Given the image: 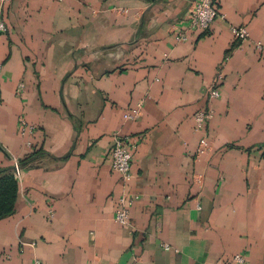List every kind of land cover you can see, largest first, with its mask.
Listing matches in <instances>:
<instances>
[{
    "label": "crops",
    "instance_id": "0c3cea01",
    "mask_svg": "<svg viewBox=\"0 0 264 264\" xmlns=\"http://www.w3.org/2000/svg\"><path fill=\"white\" fill-rule=\"evenodd\" d=\"M193 2L1 7L0 177L27 163L0 264H264V0H214L207 30L188 27ZM203 109L211 148L198 155ZM116 137L133 142L129 178L111 169Z\"/></svg>",
    "mask_w": 264,
    "mask_h": 264
},
{
    "label": "built area",
    "instance_id": "2783aa9c",
    "mask_svg": "<svg viewBox=\"0 0 264 264\" xmlns=\"http://www.w3.org/2000/svg\"><path fill=\"white\" fill-rule=\"evenodd\" d=\"M8 0H0V9ZM219 16V12L215 6L214 0H194L191 4L188 11V27L190 29H200L207 30L210 28L215 19ZM7 25L5 21L2 19L1 11H0V34L5 33L7 31ZM232 33L239 40H247L250 36V33L246 27H232ZM176 39L178 41L187 40L186 33H178ZM258 47H262V43H258ZM2 71V66L0 65V74ZM222 80V74H218L216 80L209 88V96L211 98H217L220 96V92L218 89V84ZM141 114V104H138L137 108L132 113H127L125 118L127 119H137ZM212 117V111L203 109L198 111L194 116L195 121V129L197 131L204 132L199 146L197 148L198 155H204L210 151L211 144L209 136L207 135L206 129L209 120ZM34 131V127L29 125L25 120L21 121L20 132L22 135H26L27 133H32ZM3 153V149L0 148V155ZM111 156V169L124 178H129L131 175V163L133 158V142H129L128 139L123 137H116L115 144L110 153ZM14 176L16 179L21 177L23 167L20 164L19 159L14 160ZM128 199L125 197H121L119 199V207L116 211L115 220L116 222L127 225L129 223V206ZM165 248L169 249V246L165 244ZM246 258L242 254H236L233 257V262L236 264H244Z\"/></svg>",
    "mask_w": 264,
    "mask_h": 264
},
{
    "label": "trees",
    "instance_id": "16d2710c",
    "mask_svg": "<svg viewBox=\"0 0 264 264\" xmlns=\"http://www.w3.org/2000/svg\"><path fill=\"white\" fill-rule=\"evenodd\" d=\"M25 160H20L21 166H26ZM18 190L17 180L14 176V167L11 173L0 177V219L14 212V205Z\"/></svg>",
    "mask_w": 264,
    "mask_h": 264
}]
</instances>
